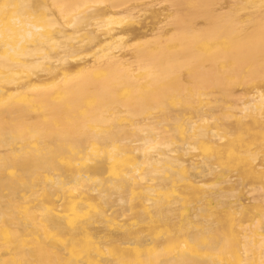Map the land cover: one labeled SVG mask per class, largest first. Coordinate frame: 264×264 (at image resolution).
I'll return each mask as SVG.
<instances>
[{"label": "rangeland", "instance_id": "374dc122", "mask_svg": "<svg viewBox=\"0 0 264 264\" xmlns=\"http://www.w3.org/2000/svg\"><path fill=\"white\" fill-rule=\"evenodd\" d=\"M232 1L222 0L221 17L226 16L227 4ZM52 9L55 14L59 13L55 6ZM47 11V8L38 9L34 19L38 21L44 18ZM137 12L141 13L140 10ZM165 16V12H156L146 21L157 22ZM231 17L237 18L242 28L254 20L252 13L246 10H240ZM58 18L69 19L60 15ZM143 22L142 19L128 20L114 26L128 30L136 23ZM126 33L124 49L144 46L137 40L133 42L131 33ZM160 45L154 39L148 43V49L156 52ZM219 47L221 55L226 58H221V64L211 66L217 74L221 73V86L196 89V84L188 74L196 73L197 68L185 65H176L174 72L155 84L154 77L148 75L143 65L138 63L131 66L133 83L120 80L121 86L117 85L118 90L114 95L99 97L96 91H92L94 95H86L56 110L62 114L58 120L60 127L53 129V133L46 136L43 142L45 148L42 157L46 156L44 164L39 165L37 160L32 162L21 176L22 180L38 179L37 185L0 189V264H32L31 261L35 259L47 257L48 252L41 250L42 242L47 239L64 247L61 252L66 254L67 259L63 264H156V261L179 255L193 258L191 264H239L238 254L243 244L239 226L254 222L250 236L257 239L264 226V205L262 201L257 202L258 197H253L259 195L260 199L263 198L264 179L256 172L246 174L243 166L237 162L244 157H259L264 161V126H259L252 109L243 116L227 118L225 115H234L249 94L256 91L264 93V77L251 74L254 67L252 61L239 65L236 63L232 54L235 46L230 38L221 39ZM213 48L211 43L204 42L195 46L200 54H208ZM168 49L178 52L180 46H169ZM53 51H58V48ZM79 54H74L69 60L77 62L82 57H88L82 52ZM90 73L94 80L101 81L107 70L95 68ZM165 84L171 87V91L155 96ZM58 93L61 92L52 93L51 99L59 100L62 96ZM217 97H221L220 102H216ZM138 99L144 102L141 113L131 117L121 103L136 102ZM211 106L217 110L214 119L196 121L190 127L189 122L195 120V115ZM167 113H177L180 123L173 129L170 126L157 127L162 142H167L168 147L165 144L155 146L159 152L171 150L170 158L160 156L162 160L159 163L151 164L141 159L142 164L139 165L137 156L118 154L122 141L115 135L120 126L136 119L149 122ZM82 114H85L84 117ZM28 126L23 127V143H31L39 149L41 139L39 135L29 137L31 131L26 130L30 129ZM203 129L226 136L223 146L220 141V146L213 148L200 135ZM57 132L62 135L57 136ZM113 132L116 133L112 135ZM126 133L131 134L133 131ZM78 140L84 142L82 146L85 148L76 155L75 144ZM185 142L189 146L182 149ZM111 156L113 158L109 159ZM98 163L103 165L100 174H95L91 180L77 178L73 182L77 173L92 170ZM137 165L139 173L151 177L152 182L147 189L137 186L121 189L124 202L119 203L111 195L116 191L115 180L125 168L133 169ZM13 170L15 168L5 166L0 169V174L10 175ZM54 174H58L68 184L53 188L44 185L45 180L54 179ZM195 175L197 178L193 179ZM91 188L104 190L107 195L105 202H99L102 203L101 209L106 211L110 208L125 213L124 219H104L106 232L114 233L124 226L137 223L125 234L127 240L133 241V249L113 246L102 249L83 234L72 239L67 236L64 241L59 236L60 226H75L80 219L97 210L86 208L83 212H70L62 219H49L59 197L57 190L70 193ZM250 197L256 201L253 202ZM78 203L79 200L71 201L74 207ZM144 217H148L147 220L145 218V221L140 222ZM191 234L194 235L192 240ZM255 238L246 242L249 250L253 249ZM224 243L229 247L221 250Z\"/></svg>", "mask_w": 264, "mask_h": 264}, {"label": "bare ground", "instance_id": "6f19581e", "mask_svg": "<svg viewBox=\"0 0 264 264\" xmlns=\"http://www.w3.org/2000/svg\"><path fill=\"white\" fill-rule=\"evenodd\" d=\"M48 1L50 0H0V169L5 166L15 168L10 175L0 174V189L27 188L37 185L38 179L22 180L21 176L26 173V168L32 162L37 160L39 165L44 164L46 156L42 157L45 148L43 142L46 136L53 133V129L60 127L58 120L62 114L56 110L86 95H94L92 91H96L99 97L107 94L114 95L118 90L117 85L121 86L120 80L123 79L129 84L133 83L131 66L135 64H142V68L148 75L154 77L155 84L174 72L176 65H185L197 68L196 73L188 74L196 84V89H206L210 85L221 86V73L217 74L211 65L221 64V58H226L221 55L219 45L221 39L230 38V42L235 46L232 54L236 63L239 65L252 61L254 67L251 74L255 77H264V62H262L264 58L261 59L264 57V0H233L227 4L229 6L225 17H221L222 0ZM158 5L160 7L156 8ZM53 6L58 9V14L53 11ZM43 8L48 9L44 18L35 20V12ZM240 10H246L254 16L253 22L243 28L239 26L237 18L231 17ZM156 12H165V18L157 22H147L146 19ZM57 15L66 16L69 19H57ZM140 19L144 22L136 23L128 30L114 26L124 21ZM199 19L201 21H198ZM127 31L131 33L132 41L142 42L144 46L124 49ZM154 39L161 44L156 52L148 49V43ZM200 42L211 43L214 48L208 54H200L195 49ZM169 46H180V51L169 50ZM55 48H58V51H53ZM49 49L50 52H48ZM81 52L88 57H82L77 62L69 60L74 54L80 55ZM95 68L107 70L103 80L93 79L90 72ZM57 91L61 92L58 95L62 97L57 101L52 100V93ZM167 91H171V87L165 84L155 96L165 94ZM249 95L234 115L225 116L227 118L243 116L252 109L259 126H264V93L256 91ZM154 100L156 101V98ZM215 100L220 102L221 97ZM143 105L144 102L139 99L136 102L121 103L131 117L140 114V108ZM216 112L213 106L201 109L195 115V120L189 122L190 127L196 121L204 122L214 119ZM84 115L82 114L83 117ZM179 121L180 117L177 113H167L149 122L136 119L126 124L127 127L120 126L117 133H112V135L116 133L115 137L122 141L118 154L137 156L139 165L142 164L141 159L151 164L159 163L161 158H170L171 150L159 152L155 146L165 144L168 147L167 142H162L158 128L170 126L173 129L180 123ZM25 125H29L30 129H26L28 132L31 131L29 137L39 135L41 139L39 142L42 144L39 149L31 143H23L22 132ZM126 131H133V133L128 134ZM55 134L62 135L61 132ZM200 135L205 137L213 148H218L220 141L223 146L227 138L214 130L203 129ZM83 144L81 140L76 142V155L84 150ZM183 146L182 149H186L189 143L185 142ZM112 158L113 156L109 159ZM237 164L243 166L246 174L256 172L264 179V161L261 158L244 157L238 160ZM139 165L133 169L125 168L124 172L116 178V191H113L111 195L119 203L124 202L121 189L133 186L149 188L152 178L139 173ZM239 166L238 171L241 172ZM102 169L103 165L98 163L92 170L77 173L73 182H76L77 178L91 180L95 174H100ZM53 177L54 179L51 177L45 180L44 185L53 188L65 183L58 174H54ZM39 178L42 179L43 176L40 175ZM196 178L197 175L193 177V179ZM67 184L68 182L65 183ZM57 191H59V197L49 219H62L70 212H83L86 208L97 210L92 215L80 219L75 226H60L58 234L63 241L67 236L72 239L83 234L91 238L93 244L100 245L102 249L109 246L133 249L131 247L133 241L127 240L125 234L137 223L124 226L114 233H108L104 229V219L125 218L124 212L110 208L104 211L100 208L102 203L99 204V202H105V196H107L104 190L91 188L70 193L61 189ZM253 197H258L257 202L262 201L264 205V196L261 199L259 195ZM75 200H79V203L74 207L71 201ZM237 204L241 205L239 202ZM145 218L140 222L145 221ZM252 226L254 227V222L238 227L241 229L243 239L242 248L238 254L239 264H264V226L259 225L262 232L260 237L256 234L258 239L250 236ZM194 235L197 234L194 233ZM194 235L191 234V240ZM254 238L253 249L249 250L246 242ZM42 244L41 250L48 252L47 257L35 259L31 261L32 264H63L65 262L67 256L61 252L63 246H58L48 239ZM227 247H229L227 243H224L221 245V250ZM155 263L191 264L193 258L179 255Z\"/></svg>", "mask_w": 264, "mask_h": 264}]
</instances>
